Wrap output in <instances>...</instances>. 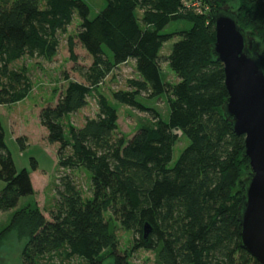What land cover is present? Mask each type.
<instances>
[{
    "label": "trees",
    "instance_id": "obj_1",
    "mask_svg": "<svg viewBox=\"0 0 264 264\" xmlns=\"http://www.w3.org/2000/svg\"><path fill=\"white\" fill-rule=\"evenodd\" d=\"M234 2L239 25L262 45V53L256 51L264 68V0H106L93 18L85 0H0V105L30 95L28 67L15 63L26 57L52 61L75 16L76 38L93 59L90 66L75 67L83 81H69L57 102L39 114L47 140L59 144L64 170L51 219L36 205L19 206L34 195V184L28 169L17 168L0 118V214L13 210L8 229L28 238L22 264H81L72 263L74 257L105 264L104 255L114 259L111 264H131L121 253L116 223L133 233L134 249L156 251L161 264H260L241 245L239 212L250 160L245 135L234 131L223 108L229 93L210 19L211 11L233 12ZM180 20L190 28L164 32ZM73 41L71 57L77 60ZM129 60L139 77L113 99L149 118L126 138L118 135V110L100 85ZM164 60L176 73L175 83L163 76ZM163 95L168 120L142 101ZM91 96L96 116L81 127L66 123ZM181 136L188 144L173 163ZM17 140L23 148L25 137ZM32 167L38 168L35 158ZM81 169L91 176L90 197L73 172ZM147 225L152 230L146 239Z\"/></svg>",
    "mask_w": 264,
    "mask_h": 264
},
{
    "label": "rangeland",
    "instance_id": "obj_2",
    "mask_svg": "<svg viewBox=\"0 0 264 264\" xmlns=\"http://www.w3.org/2000/svg\"><path fill=\"white\" fill-rule=\"evenodd\" d=\"M91 9L90 17L93 18L106 5V0H85ZM198 3L195 1L193 6ZM233 12L236 13L238 4H231ZM80 20L74 17L73 22L68 26L67 32L60 36V47L57 55L52 61L42 58H24L15 63L16 66L28 67L30 77L33 81V91L20 102L0 105V118L6 132V143L10 149L16 166L19 170L28 169L34 184V195L23 197L19 206L27 204L39 207L47 219H51L50 210L54 208L56 201V187L58 177L64 171L58 165V143H50L47 140V129L40 123L39 114L43 107L55 104L59 94L66 88L69 81H83L79 73L75 70L77 65L90 66L93 59L91 55L82 47L76 38ZM190 28V24L185 21H173L164 30L172 33L181 29ZM256 38V37H255ZM250 35L253 41L251 50L263 51L258 39ZM70 40H74V53L77 60L71 57ZM175 39L168 41L163 48V55H168ZM258 51V53H260ZM260 53V54H261ZM165 80L175 83L176 73L172 71L168 63L164 60L161 63ZM135 63L129 60L115 68L100 85V90L104 93L109 102L114 105L119 114L118 135L131 138L137 131L144 119L149 115L132 109L126 105L116 102L113 93L118 90H128L129 81L138 78ZM143 98V97H142ZM142 101L145 105L156 108L165 120L169 118V106L166 95L160 99H146ZM98 112V105L95 96L89 98L85 108L69 116L66 123L81 127L86 119L94 118ZM18 137H25V146L22 148ZM188 140L181 136L174 150L173 163L178 159ZM38 162L36 170L32 167V159ZM83 190L84 196L90 197V173L87 170L73 171ZM4 182L0 180V190L4 187ZM13 210L0 214V264H22V251L28 242L27 237L19 234L18 230L8 229L11 222ZM117 236L120 243V250L123 255H128L131 264H161L157 252L143 248L134 249V235L131 231L124 229L116 223ZM7 229V230H6ZM63 258V257H61ZM58 259L57 261H59ZM72 263L84 264L85 261L74 257ZM104 263H114L113 258L104 255Z\"/></svg>",
    "mask_w": 264,
    "mask_h": 264
},
{
    "label": "water",
    "instance_id": "obj_3",
    "mask_svg": "<svg viewBox=\"0 0 264 264\" xmlns=\"http://www.w3.org/2000/svg\"><path fill=\"white\" fill-rule=\"evenodd\" d=\"M216 30L214 52L224 64L229 98L223 106L233 129L245 135L244 154L249 158V177L239 221L241 245L264 264V68L253 41L239 25L237 14L226 9L210 12ZM152 228L147 225L145 238Z\"/></svg>",
    "mask_w": 264,
    "mask_h": 264
},
{
    "label": "built area",
    "instance_id": "obj_4",
    "mask_svg": "<svg viewBox=\"0 0 264 264\" xmlns=\"http://www.w3.org/2000/svg\"><path fill=\"white\" fill-rule=\"evenodd\" d=\"M197 4H195V6H196Z\"/></svg>",
    "mask_w": 264,
    "mask_h": 264
}]
</instances>
